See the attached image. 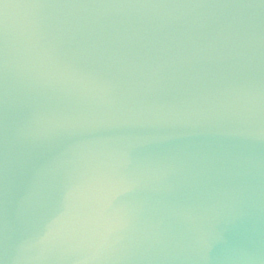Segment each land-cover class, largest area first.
<instances>
[{"label": "water", "instance_id": "1", "mask_svg": "<svg viewBox=\"0 0 264 264\" xmlns=\"http://www.w3.org/2000/svg\"><path fill=\"white\" fill-rule=\"evenodd\" d=\"M0 264H264V0H0Z\"/></svg>", "mask_w": 264, "mask_h": 264}]
</instances>
